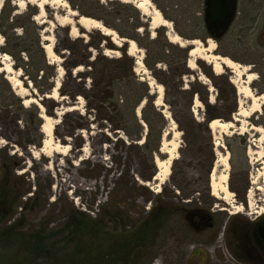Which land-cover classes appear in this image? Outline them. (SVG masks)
<instances>
[{
  "label": "rangeland",
  "instance_id": "rangeland-1",
  "mask_svg": "<svg viewBox=\"0 0 264 264\" xmlns=\"http://www.w3.org/2000/svg\"><path fill=\"white\" fill-rule=\"evenodd\" d=\"M65 1L71 9L74 5L85 13L99 15L94 2ZM94 1L101 5L112 1L123 3ZM151 1L172 24V30L155 28L152 17L142 14L134 5L139 15L121 9L123 21L112 27H107L100 18H93L114 30L121 39L137 43L144 55V67H140L137 62L141 55H129L127 43L117 46L102 32L86 31L78 25V34L73 36L68 24L57 25L55 17L67 13L63 8L46 6L42 15L31 4L23 9L18 6L20 0H4L0 10L3 37L0 58L8 54L14 72L0 74V194L5 184L17 194H29L18 201L19 208L10 221L0 220V227L15 221L19 234L30 233L26 238L30 242L16 238L0 241V264H98L95 248L102 250L101 259L111 264H254L245 232L257 215L254 211L264 210V158L258 150L261 137L251 128H264V104L261 111L246 117V112L251 110V102L241 93L246 76L239 79L227 68L217 74L208 61L195 59L193 68L187 66L185 75L179 70L180 55H176L173 66L159 63L154 70L144 61L148 40L154 39L159 30H164L168 39L178 35L186 43L197 39L207 46L206 40L211 39L216 43L217 54L250 67L257 77L250 86L259 95L264 85V0H236L234 17L228 27L212 21L206 0ZM31 8H37L38 14L28 19ZM13 22L15 29H11ZM136 23L142 26L139 30L135 29ZM37 35L44 44L53 43L52 55L49 57L45 52L47 60L57 68L53 91L58 82L61 85L57 95L52 91V98L37 95L20 67L28 60L26 52H22L24 48L31 49L38 61L37 47L27 46V41L31 44ZM100 35L105 38L101 39ZM44 37H50L51 42L44 41ZM157 51L153 47V55ZM124 55L132 60V65L131 61L120 62ZM168 61L172 60L168 58ZM102 70L106 78L99 80ZM129 70L149 84L160 104L155 107L165 119L163 123L150 115L155 132L163 127L161 146L152 157L143 145L148 133L142 113L145 105L136 111L142 140L132 143L122 131L114 130L115 124L105 120V111L102 112V105L94 97L96 91L92 90L97 83L103 86L112 78L126 80ZM45 74L36 73L39 80ZM6 76L17 83L16 92L35 98L39 105L25 107L21 103V106L3 82L8 81ZM10 86L17 95L11 83ZM158 86L163 88V95L157 93ZM63 93H77L78 97L72 99ZM22 107L30 108L33 113L39 111L52 124L59 120L44 153L43 146H36L37 120ZM71 107L76 109L68 111ZM210 115L222 122H232L235 127L213 134L206 122ZM129 129L136 130L131 123ZM217 141L221 145L217 146ZM217 154L230 157L228 187L235 197L233 209L211 192L210 175ZM171 156L175 159L161 192L155 193L158 184L153 180L158 173L155 159L168 161ZM93 171L100 172V176H87ZM223 172L224 168H218L219 176ZM147 182L149 186L143 184ZM249 191L253 197L250 210ZM33 193L35 200L25 207L26 199L32 198ZM240 205L243 210L239 213L236 207ZM196 208L208 212L212 227L202 224L197 217L187 218ZM240 222L244 226L239 228L238 236L236 227ZM147 223L152 230L146 240L139 241L135 232Z\"/></svg>",
  "mask_w": 264,
  "mask_h": 264
},
{
  "label": "trees",
  "instance_id": "trees-1",
  "mask_svg": "<svg viewBox=\"0 0 264 264\" xmlns=\"http://www.w3.org/2000/svg\"><path fill=\"white\" fill-rule=\"evenodd\" d=\"M88 2H94V5L97 6L96 10L99 13H85L83 10H80L78 7H75L72 5V9L79 11L82 14L88 15V17L92 18H100V20H103L104 24L107 27H112L113 24L116 22H121L123 21L120 17V11L121 9H129L133 10L137 16L139 15V11L131 4H125V3H120L118 1H112L107 3L106 5H101L100 2L94 1V0H86ZM71 2V1H69ZM4 12V11H3ZM2 12V14H3ZM38 14L37 8H31L30 13L28 14L27 18L32 19L34 16ZM99 16V17H97ZM140 23L135 24V29L139 30L141 28ZM16 26L13 22L11 25V29H15ZM5 34V32H3ZM6 35V34H5ZM27 36V35H26ZM101 39H104L102 35H100ZM26 39V37H25ZM23 39V40H25ZM18 40H21V38L18 37ZM70 42V39H68ZM9 44V42H8ZM32 47V45H35L37 49L39 50L40 57L38 61L35 60L34 56L31 54V49L24 48L22 49V52H26L28 60L26 62H23L20 67L23 69V71L28 75V79L31 80L32 86L36 89L37 95L39 96H47L51 95L52 91L54 89V79L57 77V68L54 64L49 62L46 58V51L44 49V42L41 39L40 35H37L33 40L32 43L30 44V41H27V46ZM92 46V45H91ZM153 47L157 48L158 51L153 55ZM174 51V56L171 55V52L173 53ZM191 48L189 46L186 47H181L180 45H173L170 43L168 37L166 36L164 30H159L157 31V35L154 39H149L148 40V46L146 47V58H145V65L149 69H155L156 65L159 63H164V65L168 66H173L175 64V57L176 55H180L182 58V63H181V75H185L188 72V67L189 66V54H190ZM10 54L13 56L14 53L11 50H8ZM168 58H170L172 61H168ZM106 59V58H105ZM124 61H131L132 65V60H130L126 55H124L121 58L120 62ZM94 64L90 66H94ZM29 69H32L33 72L31 73ZM174 70L177 71V68H174ZM41 71H44L46 73L43 77L40 78L37 77L36 73ZM32 74V75H31ZM100 79L99 80H104L105 77V72L102 70L100 72V75L98 76ZM263 80H264V74H263ZM98 80V81H99ZM3 82L6 84L7 88L10 89V94L14 99L17 100V102L21 105L24 104V100L21 98L17 97L15 93L12 91L10 83L6 80H3ZM108 83H105L103 86L99 83L97 85H94L92 87L93 91H96V95L94 96L95 99L98 101L99 104L102 105V112L103 110L105 111L104 117L105 120L110 122L111 124H115L114 130L122 131L127 139L132 142H139L142 140L141 137V131H142V126L141 123L138 119V116L136 115L137 108H139L141 105H145L143 107L142 113H143V119L144 122L148 126V133L145 138L144 146L146 149L149 150V153L151 157L154 155V153H157L160 146H161V138L163 135V127L159 128L157 132H155V127H154V122L152 119H150V115H155L158 117L163 123H165V119L163 116V113L158 110L155 107V102H156V96L154 94H151V88L149 87V84L146 82L141 81L139 78L136 77V75L133 73L132 70H129V76L126 80L123 81V79L116 81L115 79H110L107 81ZM227 84L232 88V84L229 82V80H226ZM41 84V85H39ZM122 90V91H121ZM234 90V89H233ZM118 92H123V95L119 94ZM182 93H185L187 96H192L193 94H190V91H181ZM259 93L262 94L264 93V85L262 88L259 89ZM67 93H63V96H69L72 99H76L78 97L77 93H73L71 95H66ZM36 96V95H35ZM208 104V103H207ZM22 106V105H21ZM36 106V105H34ZM209 107L211 105L208 104ZM23 110L26 113L32 114V110L25 109L22 107ZM34 118L37 120V125H38V131H37V136H38V141L36 146L38 148H42L43 142L45 140V135L42 132V125L44 124L43 119L41 118L40 112L35 110V113H33ZM131 115V119L130 116ZM218 119L217 116H212L210 115L208 118H206L207 124L211 120ZM117 121V123H114ZM129 123H131L132 126H135V131H131L129 129ZM208 128V126H207ZM154 139V140H153ZM155 142V143H154ZM157 142V143H156ZM154 165V164H153ZM93 173V174H92ZM90 173L89 177L91 178H98L100 176V172L95 173L94 171ZM4 175V173H1ZM17 192L11 190L9 184H5V189L3 192L0 194V220H7L10 221L15 215V212L18 210V201L25 197L29 192H24L22 194H17ZM36 195V193H33L32 198L26 199L25 207L31 203V201H34L35 199L33 198ZM34 199V200H33ZM21 208V206H20ZM196 216L197 214H202L204 219H206L204 222L205 224H208L209 227H212L213 224L210 222V217L208 212L205 209L202 208H196L194 209L191 214L187 215V218H192L193 215ZM206 226V225H205ZM244 226V223L240 222L237 225V235L240 236V231L239 228ZM152 230L151 224L147 223L146 226L140 227L136 232L135 236L139 241H144L148 237ZM30 235V233H26V235L19 234L18 230V225L17 222L11 223L9 226L0 227V241L9 239L12 240V238L19 239L20 241H26V243L30 242L29 239H26L27 236ZM26 236V237H25ZM19 240H15L20 242ZM97 252V259H98V264H111L109 261H104L101 259L102 256V250H99L95 248ZM89 255V254H88ZM97 262V260H96ZM70 264V263H68ZM96 264V263H95ZM115 264V262L113 263Z\"/></svg>",
  "mask_w": 264,
  "mask_h": 264
},
{
  "label": "bare ground",
  "instance_id": "bare-ground-1",
  "mask_svg": "<svg viewBox=\"0 0 264 264\" xmlns=\"http://www.w3.org/2000/svg\"><path fill=\"white\" fill-rule=\"evenodd\" d=\"M123 3L127 4H132L134 5L142 14L146 16H151L152 17V24L155 26V28L158 27H167L172 30V24L164 18L160 10L155 8L153 2L151 0H121ZM4 0H0V10L2 8ZM28 4H31L33 6H36L39 8L40 13L44 15L45 12V7H57V8H63L66 10V15L63 17H55V21L57 25L59 26H64L68 24L71 27V35L77 36L78 34V29L76 28V25H78L81 29L86 30V31H91V30H97L102 32L105 36L111 37L113 43L117 46H121L122 43H127L129 45V55L132 57H135L136 54L141 55L140 59L138 60L137 64L140 67H144L143 64V52L139 49L137 43L134 40H125L121 39L118 34L109 28H107L102 22L95 20L90 17L82 16L80 17L76 11H73L69 3L65 0H20L18 3V6L25 9ZM73 18L79 19L78 22H75ZM36 19V18H35ZM170 42L173 44L180 45L182 47H185L186 45H192V50L190 51L189 54V67L193 68L195 59L198 60H205L208 61L209 64L213 67V70L217 74H221L225 68L231 70L236 76L241 79L242 76H246V81H244V86L241 91V93L245 96V98L249 99L251 102V110L246 112V117H250L254 113H257L261 111L262 105L264 104V94L262 95H256L254 91L251 89L250 84L256 80V75L251 72L250 67L242 66L241 64L233 61L229 57H224L216 53V43L209 39L207 41V46H204L203 43L200 40H193L190 42H183V40L178 36V35H172L169 37ZM44 41L51 42L50 37H44ZM0 44H3V37L0 34ZM44 49L48 56L50 57L53 53V43L51 44H44ZM0 74L1 73H6V74H12L14 72L13 64L10 60V56L8 54L3 55L0 58ZM8 81L13 85V89L16 92V86L17 83L14 84V81L12 78L6 76ZM151 84V83H150ZM60 82H58L55 90L53 91L54 95L58 94V90L60 88ZM152 86V85H151ZM151 93H154L153 90H151ZM157 93H160L163 95L164 90L161 86H158ZM18 96L24 99V106L29 107L31 104L34 105H39L38 101L35 98H28V95L23 96L18 91L16 92ZM47 98H52V95H47ZM80 99V98H79ZM78 99V100H79ZM155 105L158 106L159 101L155 102ZM40 108H42L40 106ZM76 109L75 107L69 108L68 111H72ZM140 110V108H139ZM139 115V114H138ZM167 118L168 116L165 115ZM41 117L44 121V124L42 125V132L45 135V140L43 142V148L41 149V152L44 153L45 149L48 145L49 139L53 135L54 131V125L59 123V120L56 121L55 124L50 123L51 120L49 118H45L43 114H41ZM236 123H239L241 126H243V122L235 118L234 119ZM54 123V122H53ZM210 129L212 130L213 134L216 133L218 134L219 130L223 131L225 129H233L234 123L232 122H222L219 119H215L210 123ZM253 132H256L257 134L260 135L261 139L259 140L260 146L258 148L259 154L261 157L264 158V149H263V142H264V128L260 126H253L251 128ZM143 143V142H141ZM217 146L221 145L219 141L216 143ZM251 154V152H249ZM217 162L215 165V168L213 169L211 176H210V186H211V192L212 195L216 198H221V200L225 201L229 206H231V209H233V203H234V193L229 189L228 187V180H229V170H230V162H229V154L226 155H221L217 154ZM175 158L171 156V158L168 161H163L158 158L155 159V164L157 166L158 173L154 177V183L155 184V193H160L162 186L166 180V176L168 175L169 168L172 164V161ZM224 168V172L219 176L217 174L218 168ZM142 184V182H141ZM146 186H149L150 183H143ZM253 184H255L253 182ZM153 190V188H152ZM257 190H260V188L257 187ZM250 199H253L252 197V192L249 191L248 193V206L249 210L251 209V206L253 205V200L250 202ZM237 212H242L243 206L240 205L236 207ZM255 214H264L263 211H254ZM234 214V213H233Z\"/></svg>",
  "mask_w": 264,
  "mask_h": 264
},
{
  "label": "flooded vegetation",
  "instance_id": "flooded-vegetation-1",
  "mask_svg": "<svg viewBox=\"0 0 264 264\" xmlns=\"http://www.w3.org/2000/svg\"><path fill=\"white\" fill-rule=\"evenodd\" d=\"M229 21L224 20L220 23H225V26L228 27ZM192 215L201 220L202 224L205 223L204 221L206 219H204L202 214H197L196 216H194V214ZM249 224L248 229L246 227L245 237L247 239V246L251 252L250 257L254 264H264V239L260 235V228L264 227V214L260 213L255 215L253 221Z\"/></svg>",
  "mask_w": 264,
  "mask_h": 264
},
{
  "label": "water",
  "instance_id": "water-1",
  "mask_svg": "<svg viewBox=\"0 0 264 264\" xmlns=\"http://www.w3.org/2000/svg\"><path fill=\"white\" fill-rule=\"evenodd\" d=\"M235 4H236V0H206V5L208 7V15L212 19V21H214L215 23H220L224 20L232 21L234 17V13H235ZM72 10L76 11L74 9ZM76 12L78 13L80 17H82L78 11ZM78 20L79 19H75L76 22H78ZM201 42L203 43V41ZM39 101H42L41 98L39 99ZM212 121L213 120L209 122V126ZM260 235L264 239V227L260 228Z\"/></svg>",
  "mask_w": 264,
  "mask_h": 264
}]
</instances>
